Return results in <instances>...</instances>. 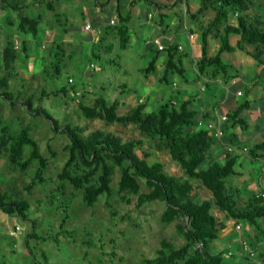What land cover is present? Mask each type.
<instances>
[{"label": "rangeland", "instance_id": "rangeland-1", "mask_svg": "<svg viewBox=\"0 0 264 264\" xmlns=\"http://www.w3.org/2000/svg\"><path fill=\"white\" fill-rule=\"evenodd\" d=\"M13 1L10 0V3ZM38 1L43 2L44 0H37V2L36 0H16L14 4L20 8L13 10L0 0V80L4 79L7 91L17 97L15 105L11 106L0 96V194H4L8 201H19L28 205L25 212L26 219H22L16 214L6 215L0 212V218L4 217L3 221L0 219L1 264H87L80 257L86 247L84 242L89 239L95 246L100 245L101 256L98 264H144L145 259L155 258L161 240H167L174 247L179 248L185 243V239L176 231V225L181 223L182 219L176 218L170 224H162L160 216L165 204L161 200L145 203L139 209H135L133 207L135 197L129 192L119 191L120 173L112 163L113 173L110 184L112 194L108 202L103 194L98 197L93 207H87L81 201V192L74 190L70 184L66 183L63 191L57 189L56 176L68 158V149L71 144L68 136L62 130L65 126L70 125L78 128V135L83 139L99 132L103 135L110 134L119 139L121 143L138 142L134 153L140 160L145 161L148 165L160 163L167 175L176 178L183 184L192 186L189 198L191 202L213 201L211 193L206 191L199 181L186 176L177 163L170 158L162 141L148 137L140 132L137 126L130 123H107L99 119L87 120L82 116L79 106L82 104L90 107L97 97H103L108 104L118 103L116 113L121 116L126 115L139 103H145L144 112L150 113L155 111L160 104L172 102L176 105L183 99L193 97L194 101L189 106H196L201 111H205V114L199 113L201 116L198 117V120L210 119L213 108H203L205 102L217 99L220 93L225 94L229 83L234 84L236 61L238 59L241 62L246 54L242 52L243 54L237 56L236 51L233 54L224 53L220 57V61L218 60L215 64L202 63V57L198 55L195 47L194 56L197 57L194 58L191 66L195 68L196 74L191 82V87L186 89L181 85V77L188 75L187 77L192 80L193 77L189 73L182 75L171 73L167 82H161L165 66L158 67L154 73L147 76L138 71L140 68L146 67L149 62V55L142 57L143 40L153 39L148 30L142 32L141 36H138L135 31L129 30L130 39L126 50L118 49L114 41L108 45L99 39L91 48V44L85 43L79 35L82 29L78 23L80 21L74 22V28L70 27L71 24H65L67 20L65 17L70 12H84L79 3L66 0L65 3L68 2V4L65 5L68 8L64 10L61 9L59 1L51 0V4L54 1L51 9H43L44 6ZM152 1L154 4H166L167 7H171L175 0ZM37 4L38 7L41 6L43 13L38 14L39 8H30ZM146 8L153 12V5L148 4ZM209 11L214 14L213 11ZM184 12L185 16L182 11H179V16L186 17L184 19L191 22L200 13L199 10V13H191L186 8ZM229 17L235 20L231 13ZM23 18L28 19L29 22L32 20L41 22L42 26H39L42 30L55 26L56 33L53 34V37L56 40L52 41L53 45L63 43L62 46L50 53L51 55L48 54L47 41L42 40L37 44L34 37L30 35L32 27ZM212 18L213 15L203 18L202 27L194 31L196 41L199 43L203 33H206L207 60L212 59L216 54L223 30V24L219 23L206 31ZM156 20L157 16L151 19L150 25ZM59 23L62 27L68 29L70 27L75 32L68 35L76 45L73 46L72 53L69 55L65 48V35L63 32H58L60 30V28L58 29ZM178 28L180 33L185 30V26L181 22ZM260 29L264 31V25ZM9 39L12 40L9 41ZM116 41L119 43V39L116 38ZM102 45L110 46L107 53L100 50ZM15 46L18 49H14ZM173 46L177 49L176 45ZM76 47L78 51H75ZM11 49L14 59L5 68L2 63V52ZM91 49L96 57L90 55ZM244 49L253 51L254 46L244 44ZM34 55L36 59H34ZM178 55L175 51L174 57ZM250 71L253 73L252 68ZM69 78L73 83L68 82ZM71 85L84 92H78L74 96L69 92L68 94H71L74 99L67 98L70 95L64 94L60 89L68 90ZM121 85H125L126 88L119 89ZM100 87H102L101 90ZM91 88L94 90L93 93H85L87 89ZM208 88H211V91H208ZM2 89L0 87V91ZM205 94L206 96H203ZM237 97H241V95ZM29 98L31 99L32 112L24 106V102ZM40 110L45 111L54 119L60 129L54 131L50 121L38 114ZM21 127L27 128L30 137L37 143L39 152L48 160V166L44 173L45 182L42 185H35L33 188H29V185L34 177L37 163L30 162L23 170L19 167V164L28 157V149L25 148L22 157L14 161L11 160L7 149L9 140L17 135ZM192 128L196 129V125ZM50 151L55 154L54 157L51 156ZM249 154V157L252 156L251 152ZM245 156L247 155L239 156L235 171L241 177L248 178L250 170L242 163ZM221 157L226 158L222 154ZM77 162L71 169L72 175L81 174L89 169L84 162L80 160ZM217 162L222 163L223 160H217ZM137 182L141 193L150 191L143 179L137 178ZM237 183H239L238 176L226 178L225 187L228 197L234 199L231 188L235 187ZM240 186L243 185L240 184ZM229 188L232 190L231 192H229ZM210 213L214 218L220 216L216 207H212ZM64 214L68 219L62 228V234L68 238L67 241L70 243L68 249L66 245L62 244L64 239L61 237L56 239V233L59 232L58 225ZM257 223H260V220H257ZM15 226L21 229V236L29 235L34 231L35 240L29 237L31 254L26 248L22 253L18 252L16 241L10 236ZM57 242H59L60 251L58 254L47 250L46 246L54 248ZM208 248L213 252L215 250L212 245H209ZM192 251L193 248L190 249V252ZM42 253H45L44 257ZM262 258L264 260V257L256 256L255 260L259 261ZM221 259L223 264H234L233 258L226 255L221 256ZM235 259L238 264L253 263L251 260L244 261L238 257Z\"/></svg>", "mask_w": 264, "mask_h": 264}, {"label": "trees", "instance_id": "trees-1", "mask_svg": "<svg viewBox=\"0 0 264 264\" xmlns=\"http://www.w3.org/2000/svg\"><path fill=\"white\" fill-rule=\"evenodd\" d=\"M1 2L13 10L20 8L14 4L16 0L13 3H10V0H1ZM246 2L247 0H214V3H219V6L214 7L215 18L208 25L206 31L219 23L224 22L225 25L219 38L218 50L214 57L209 60L206 59V33H203L201 37L202 63H215L219 60L222 52L232 53L237 49L258 64L264 65V60L261 58L262 51L258 50V47L264 48V31L257 27L248 26L245 19L238 15H236L235 25L226 23L229 13L233 15L235 12H241L246 7ZM202 10H204V6L199 11ZM23 20L29 23L28 19L23 18ZM119 33V47L124 49L129 42L126 28L121 27ZM232 34L240 37L235 48L231 47L228 41ZM244 44L254 46V50H245ZM11 47L13 46L11 45ZM175 51H178L175 47H170L166 51L167 58L161 82H167L171 73L179 75L183 73L182 69L178 67L179 62L177 64L173 61ZM13 59L12 49L2 52V63L5 68ZM156 61L157 52L150 58L147 66L141 68L139 72L145 76L154 73ZM0 87L3 88L0 91V96L11 106H14L17 97L7 91L4 79L0 80ZM119 89L124 90V87H119ZM192 99L180 101L176 105L172 102L160 104L155 111L150 113L144 112L145 103H139L126 115L121 116L116 113L118 103L108 104L103 97H97L90 107L82 104L79 107L82 116L87 120L99 119L107 123H130L137 126L139 131L148 137L162 141L170 158L177 163L186 176L199 181L202 187L211 193L213 201L191 202L189 198L192 186L183 184L176 178L167 175L160 163L148 165L145 161L140 160L134 153L138 142L121 143L114 136L103 135L99 132L83 139L78 135V128L70 125L65 126L62 130L68 136L71 144L68 149V158L56 176L58 190L63 191L65 184H70L74 190L81 192V201L87 207H93L98 197L103 194L108 202L112 194L110 187L113 173L112 163L119 169V191L129 192L135 197L133 204L135 209H139L145 203L161 200L165 204L160 216L162 224H170L176 218L182 219L181 223L176 225V231L185 239V243L176 248L167 240H161L155 258L145 259L144 264H223L221 254H212L208 248L210 243L217 239L220 227L210 213L212 207H216L218 211L253 227H258L256 219L264 215V199L257 196L249 202L247 210H240L236 207L235 200L227 196L225 180L237 175L234 171L237 155L230 153L223 165L207 162L206 154L216 139L204 130L192 128L196 125L198 117L201 116L198 112L190 109L189 105ZM24 106L32 112L30 98L24 102ZM248 106V102H243L238 104L235 110L226 111L227 132H231L236 125H244L243 120L239 119L238 115ZM38 114L50 121L54 131L60 129L57 122L45 111L40 110ZM25 148L28 149V157L19 164V167L23 170L30 162L37 163L34 177L29 185V188H33L35 185H42L45 182L44 173L48 166V160L39 152L38 145L30 137L27 128L21 127L17 135L11 138L7 144L11 160H19ZM257 151L264 152V141L254 146L251 151L252 155ZM50 154L52 157L55 156L52 151ZM77 160L84 162L89 169L81 174L72 175L71 169L78 163ZM137 178L145 181V184L150 188L148 193L140 192ZM27 209L26 203L8 201L4 194H0V212L2 214H16L22 219H26L25 212ZM67 219V215L64 214L60 221V230H63ZM248 244L257 255L256 249L250 243ZM191 248H193L192 252H190ZM241 250L240 247V256L243 259L251 260L252 264H263L261 261L255 260L256 255L253 259L244 254L241 255Z\"/></svg>", "mask_w": 264, "mask_h": 264}, {"label": "crops", "instance_id": "crops-1", "mask_svg": "<svg viewBox=\"0 0 264 264\" xmlns=\"http://www.w3.org/2000/svg\"><path fill=\"white\" fill-rule=\"evenodd\" d=\"M60 2L61 9L67 10V5L65 3L66 0H54ZM54 1L51 4V0H44L43 2L38 1L39 3H42L44 8H49L54 5ZM73 2L79 3L82 6V13H73L70 12L68 15H66L65 18L67 20L65 21V24H71L70 27H73L74 22H78L82 29L80 31V37L85 43H90L91 48L95 45V41L97 39L101 40L103 43H111L116 42L118 49L119 43L116 41V38L119 39L120 42V33L119 29L121 27L126 28V35L129 37V30L135 31V33H138V36H141L142 32H145L148 30L150 32V37L153 39H150V41H144V47H143V53L142 57L149 55L150 58L157 52V61H156V70L158 67H163L166 64V58H167V50L172 47L173 45H176V47L181 46L182 50L177 51L178 56H175L173 61L178 64V67L182 69L183 73H189L193 77L192 80L188 78L187 76L181 77V85L185 86L186 89L188 87H191V82L194 80L195 77V68L192 67V63L194 62V50L195 47L197 48V53L200 56L201 55V42L199 43L196 41V36L194 34L195 30H198L202 27L204 24L202 22V19L213 15L212 20L215 18V11L214 7H218L219 3H214V0H175L171 7H167L166 4H154L152 0H72ZM71 1V2H72ZM72 2V3H73ZM150 4L153 5V12L149 10H146V6ZM41 5V4H39ZM204 6V10H202L200 13L198 10ZM245 8L241 12H235L233 14V18L235 20L230 19V17H227L226 23L229 25H235L236 24V15L241 16L245 19V22L250 27H257L260 29L262 25H264V0H247L245 3ZM30 8L34 9H40L38 14L43 13L41 6L38 7V4L35 6H31ZM185 8L188 9L191 13L197 12L199 15H197L194 18V21H188L187 19H184L186 17H180L178 12L182 11L183 16H185ZM28 9V8H26ZM209 10L213 11L214 14H212ZM45 13V12H44ZM56 15V14H55ZM230 15V13H229ZM155 16H157V20L150 25L151 19H154ZM119 17V18H118ZM113 20L114 24L111 25L110 21ZM125 20V22H123ZM209 24L211 23V21ZM119 21V22H118ZM118 22V23H117ZM180 22L185 26V30L180 33V30L178 28ZM208 24V25H209ZM223 26L225 23H222ZM12 25V24H10ZM41 22L35 20L30 21L29 26H31V36L34 37V41L38 42L44 40L47 44V51L48 54L53 53L57 49H59V46H62L63 43L55 44L53 45L54 40L56 38L53 37V34L56 33L55 26L49 29L42 30L40 28ZM60 30L58 32H63L65 35V48H67L68 55L72 53L71 50H73V46L75 45V42L68 37V35L74 34V30L69 27H62L59 23ZM86 25L90 26V30L86 31L84 27ZM37 26V27H36ZM42 26V25H41ZM47 28V27H46ZM74 28V27H73ZM72 30V31H71ZM193 34L194 38L189 39L188 35ZM44 37V38H42ZM240 37L238 35L232 34L229 36L228 41L229 45L231 47L235 48L236 43L239 41ZM12 39H9L11 41ZM71 40V42H70ZM155 41L158 42L160 46L163 47L162 51H159L157 49V45ZM129 43V42H128ZM71 44V45H69ZM69 45V46H68ZM109 45V44H108ZM128 46V44H127ZM127 46L124 49L126 50ZM175 47V46H173ZM219 47V45H218ZM110 48V46L102 45L101 49L103 52L107 53L106 51ZM14 49H18L17 46L14 47ZM55 49V50H53ZM218 48H216V51ZM258 50L262 51V59L264 60V48L258 47ZM75 51H78L77 47ZM236 55L238 56L242 52L239 50H235ZM233 51L230 54L235 53ZM56 53V52H55ZM54 53V54H55ZM90 55L93 57H96L92 49L90 50ZM197 53H195L197 55ZM222 52L220 57L224 55ZM243 54V53H242ZM51 55V54H50ZM67 55V56H68ZM245 55V54H244ZM34 59H36V56L34 55ZM220 61V58H219ZM218 62V61H217ZM216 63V62H215ZM212 63V64H215ZM226 63V62H225ZM244 65H243V64ZM221 65V64H220ZM236 67H235V75L236 79L234 84H228L226 88L225 94L220 93L219 97L217 99L211 100L210 102H205L203 108L212 109L213 108V114L210 115L209 118H214L216 115H225L227 110H235L238 104L243 102H248L249 106L246 109H243L239 115L238 118L243 120L244 125H236L234 126L233 130L231 132H227V126L226 124L222 126L223 130V137L220 140H215V143L210 147V149L207 152V162L209 163H218L220 165H223L226 158L223 159L221 157V154L225 157H228L230 153L226 151V146L231 145L239 149L240 151H237L235 153L237 155V160L235 163V166L237 164V161L239 159V156L241 155H247L245 156V159L242 160V163H244L248 169L250 170V174L248 178H243L239 175L237 171H234L237 174L239 178V183L235 185V187L229 188V192L234 194V200L236 202V207L240 210H247L249 208V202L257 197L261 192H264V152L257 151L254 155L248 156V154L252 151L255 145L260 144L264 141V65L258 64L255 62L252 58L245 55V58H242L241 62L237 59L236 61ZM243 65V66H242ZM223 66V64H222ZM230 66V65H228ZM251 68L253 69V73H251ZM141 69V68H140ZM140 69L138 71H140ZM216 69V68H215ZM217 70V69H216ZM58 73V72H57ZM182 73V74H183ZM72 81V79H68ZM70 83V82H69ZM73 83V82H71ZM119 87H125V85H121ZM102 87H100V90ZM252 90H254L252 92ZM60 91L64 92L66 95H70V97H67L69 99L72 98V95H76L78 92H84L82 89L76 88L74 86H70L68 90L60 89ZM208 91H211V88H208ZM240 91L241 97H237L236 93ZM71 92V94H68ZM93 88L87 89L85 93H93ZM203 96H206L203 95ZM193 98V97H192ZM191 98H186L185 100H190ZM184 101V99L182 100ZM194 100H191L192 103ZM209 104V105H208ZM202 108V107H201ZM191 110H194L198 113L203 112L205 114V111H201L196 106L190 107ZM260 123V124H259ZM246 148V152H241L242 149ZM250 155V154H249ZM217 160H223L222 163L217 162ZM206 165V164H205ZM242 184L243 186H240ZM252 188V190H250ZM236 198V199H235ZM220 212V211H219ZM262 218V221H261ZM1 221L4 220V217L0 218ZM217 222L219 223V232L217 234V239L210 243L215 250L210 251L212 254H221V256L226 255L228 257L233 258L234 264H238L236 262V257H238L241 260H244L240 256V240L244 239L250 245L256 249L257 255L256 256H262L264 257V215L256 219V225L258 227H253L250 224H244L238 219L230 217L228 214L220 212L219 218H215ZM257 220H260V223H257ZM239 224L242 228V232L238 233L234 229V225ZM16 227V226H15ZM14 227V228H15ZM18 227V226H17ZM59 232L56 233V239L58 237H61L64 239L63 245H66L67 249L68 247V238L65 237L64 234H62V230H60V224L58 225ZM24 235V234H23ZM22 236L19 237H13L11 234L10 236L16 241V246L18 248V252L22 253L23 249H27L30 254L31 251L29 250V244H30V238L34 239L35 234L34 231L27 235H24V238ZM26 236V238H25ZM16 238V239H15ZM35 240V239H34ZM66 242V244H65ZM86 247L83 249L84 251L81 253V259L87 263V264H98L100 262L99 257L101 256V248L100 245L95 246L93 241L89 239L88 241L84 242ZM56 247L52 248V246H46L47 250H49L52 253H59V242L56 243ZM43 257L45 256V253H42ZM46 260V259H45ZM262 263L264 264V260L262 258ZM1 264V260H0ZM5 264V263H4Z\"/></svg>", "mask_w": 264, "mask_h": 264}, {"label": "built area", "instance_id": "built-area-1", "mask_svg": "<svg viewBox=\"0 0 264 264\" xmlns=\"http://www.w3.org/2000/svg\"><path fill=\"white\" fill-rule=\"evenodd\" d=\"M110 24L113 25L114 24V21L111 20L110 21ZM84 29L86 31L90 30V26L89 25H86L84 27ZM188 38L189 39H193L194 36L193 34H189L188 35ZM156 45H157V49L159 51H162L163 50V47L160 46L158 44L157 41H155ZM178 50H182V47L181 46H178L177 47ZM69 82L71 83L72 81L69 80ZM237 96H240L241 95V92L238 91L236 93ZM226 115H216L214 118H210V119H206V120H197L196 122V129H199V130H204L206 131L207 133H209L210 135H212L214 137V139L216 140H220L222 137H223V130H222V126L225 124L226 122ZM226 151L229 152V153H235L237 151H240L239 149H237L236 147L234 146H231V145H227L226 146ZM241 152H246V148L242 149ZM259 198L261 199H264V192H261L259 195H258ZM234 229L236 232L238 233H241L242 232V228L239 224H235L234 225ZM11 235L13 237H19L21 236V229L19 227H15L14 230L11 232ZM240 247H241V255H245L247 257H249L250 259H253L255 257V250L251 249L249 247V244L246 240L244 239H241L240 240Z\"/></svg>", "mask_w": 264, "mask_h": 264}]
</instances>
